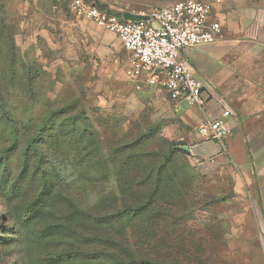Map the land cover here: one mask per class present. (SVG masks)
<instances>
[{"label": "rangeland", "instance_id": "1", "mask_svg": "<svg viewBox=\"0 0 264 264\" xmlns=\"http://www.w3.org/2000/svg\"><path fill=\"white\" fill-rule=\"evenodd\" d=\"M131 64L70 0H0V264H246L261 245L264 139L245 166H204L182 111Z\"/></svg>", "mask_w": 264, "mask_h": 264}, {"label": "crops", "instance_id": "2", "mask_svg": "<svg viewBox=\"0 0 264 264\" xmlns=\"http://www.w3.org/2000/svg\"><path fill=\"white\" fill-rule=\"evenodd\" d=\"M214 17L222 27L217 42L182 53L190 71L205 83L207 103L176 107L190 131L192 142L186 148H192V157L204 161V166L228 167L230 160L245 166L250 154L246 141L264 139V0L222 1ZM215 95L217 102L207 101ZM224 109L232 113L229 124L234 133L223 149L202 142L197 128ZM246 264H264V236L261 245L253 246Z\"/></svg>", "mask_w": 264, "mask_h": 264}, {"label": "built area", "instance_id": "3", "mask_svg": "<svg viewBox=\"0 0 264 264\" xmlns=\"http://www.w3.org/2000/svg\"><path fill=\"white\" fill-rule=\"evenodd\" d=\"M214 4L198 0H180L174 4L132 13L139 21L125 20L92 0H70L71 11L79 18L115 34L130 54V74L138 83L165 91L176 105L205 106V83L189 69L183 51L212 45L222 31L214 17ZM232 113L224 109L214 118L206 119L197 128L202 142H214L223 149L228 146L234 131L229 124ZM186 150L191 153L192 148Z\"/></svg>", "mask_w": 264, "mask_h": 264}, {"label": "water", "instance_id": "4", "mask_svg": "<svg viewBox=\"0 0 264 264\" xmlns=\"http://www.w3.org/2000/svg\"><path fill=\"white\" fill-rule=\"evenodd\" d=\"M95 3L97 2V0H92ZM123 18L125 20H131V21H139L142 20L143 18L141 16H137V15H133L132 13H123Z\"/></svg>", "mask_w": 264, "mask_h": 264}, {"label": "trees", "instance_id": "5", "mask_svg": "<svg viewBox=\"0 0 264 264\" xmlns=\"http://www.w3.org/2000/svg\"><path fill=\"white\" fill-rule=\"evenodd\" d=\"M183 151L186 152L187 154H190V153L186 150V148H185Z\"/></svg>", "mask_w": 264, "mask_h": 264}]
</instances>
